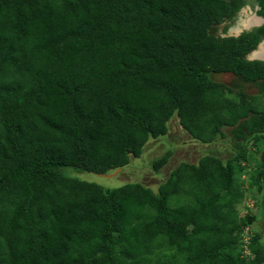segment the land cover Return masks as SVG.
I'll return each instance as SVG.
<instances>
[{"label":"trees","instance_id":"trees-1","mask_svg":"<svg viewBox=\"0 0 264 264\" xmlns=\"http://www.w3.org/2000/svg\"><path fill=\"white\" fill-rule=\"evenodd\" d=\"M247 7L264 18V0H0V264H264V235H245L264 214L238 209L264 145V61L248 59L264 24L229 35ZM175 117L235 150L157 190L84 177L126 171Z\"/></svg>","mask_w":264,"mask_h":264},{"label":"rangeland","instance_id":"rangeland-1","mask_svg":"<svg viewBox=\"0 0 264 264\" xmlns=\"http://www.w3.org/2000/svg\"><path fill=\"white\" fill-rule=\"evenodd\" d=\"M256 12L251 8H245L237 19L235 28H242L244 22H248L253 26L260 24L261 22L254 18ZM231 32V31H230ZM216 79L231 84L234 80L233 75H217ZM246 91L251 95H258L260 89L257 85H246ZM226 141H218L212 144H203L197 140H193L190 135L180 128L178 119L175 117L170 123V131L164 139H158L150 141L146 148L145 153L139 159H133L132 164L127 166V170L118 173H112L107 176L96 175L88 173L87 179L92 180L105 187L119 186L129 181H139L145 185L153 187L155 190L159 187V184L163 182L170 175L171 171L175 169L179 163L186 161L191 163H198L200 159L207 154H215L223 159H228L233 150H235V140L231 135ZM170 148L168 144H172ZM172 152L170 161L165 165L161 173L158 174L153 169L154 160L163 157L168 151ZM264 153L263 142L249 143L248 144V163L247 168L242 175V180L245 181V196L241 204L238 206L240 217L242 221H245L246 215H259L264 214V194H259L257 186L252 187L249 185L252 175H256L258 170L261 169L262 155ZM83 175V174H82ZM107 185V186H106ZM261 231L264 235V215L254 222L253 226L245 230L246 239L253 232ZM245 245V242H242ZM246 253L249 251L246 249Z\"/></svg>","mask_w":264,"mask_h":264},{"label":"water","instance_id":"water-1","mask_svg":"<svg viewBox=\"0 0 264 264\" xmlns=\"http://www.w3.org/2000/svg\"><path fill=\"white\" fill-rule=\"evenodd\" d=\"M261 23L260 24H258V25H256V26H261L262 24H263V22H264V20H261L260 21ZM246 22H244V25H243V27L242 28H232V30H231V32H230V35H236V36H239L244 30H250L252 27H254L252 24H245ZM262 49H264V42H262L259 46H258V48H257V50H255V51H253L250 55H249V59L250 60H262V61H264V57H260V56H258V51L259 50H262ZM262 160H264V153H263V155H262Z\"/></svg>","mask_w":264,"mask_h":264},{"label":"bare ground","instance_id":"bare-ground-1","mask_svg":"<svg viewBox=\"0 0 264 264\" xmlns=\"http://www.w3.org/2000/svg\"><path fill=\"white\" fill-rule=\"evenodd\" d=\"M254 19H255V20L258 19L259 21L262 20L261 18H258V17H257V18H254ZM246 23H247V24H250V23H248V22H246ZM246 23H245V24H246ZM258 56H260V57H264V49L258 51Z\"/></svg>","mask_w":264,"mask_h":264},{"label":"flooded vegetation","instance_id":"flooded-vegetation-1","mask_svg":"<svg viewBox=\"0 0 264 264\" xmlns=\"http://www.w3.org/2000/svg\"><path fill=\"white\" fill-rule=\"evenodd\" d=\"M247 8H249V7H247ZM256 17H258V18H261L262 19V17H260V16H258V15H256ZM263 24H264V22H263ZM254 27H258V26H254ZM254 27H252V28H254ZM232 28H235L234 26L233 27H231L229 30L231 31L232 30ZM251 28V29H252ZM230 31H229V35H230Z\"/></svg>","mask_w":264,"mask_h":264},{"label":"clouds","instance_id":"clouds-1","mask_svg":"<svg viewBox=\"0 0 264 264\" xmlns=\"http://www.w3.org/2000/svg\"><path fill=\"white\" fill-rule=\"evenodd\" d=\"M255 15H257V14H255ZM262 20H264V18H262ZM249 59V58H248Z\"/></svg>","mask_w":264,"mask_h":264}]
</instances>
